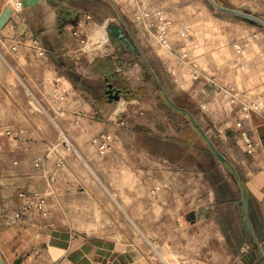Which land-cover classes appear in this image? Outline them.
I'll use <instances>...</instances> for the list:
<instances>
[{"label": "crops", "instance_id": "crops-1", "mask_svg": "<svg viewBox=\"0 0 264 264\" xmlns=\"http://www.w3.org/2000/svg\"><path fill=\"white\" fill-rule=\"evenodd\" d=\"M20 1L22 9L0 29L3 264H264V109L239 104L229 122L232 130L217 148L190 113L163 98L203 140L205 159L193 165L184 158L177 165L173 149L164 153L158 146H175L176 133L161 137L148 125L143 107L128 113L111 109L103 121L80 113L82 105L90 110L79 92L81 81L105 77L106 82L113 76L129 82L116 55H105L107 39L101 42L93 34L87 6L95 0ZM7 7L10 0H0V16ZM86 37L92 46L81 52ZM99 59L112 61L111 72H101L103 63L97 71ZM139 99L135 93L130 101L139 104ZM91 107L95 114L96 105ZM49 115L62 127L66 116L88 130L77 137L49 135ZM131 121L142 127L131 129ZM64 138L77 141L90 165L103 169L109 194L100 201L91 197L96 181L77 178L78 160ZM149 139L151 144L144 143ZM51 140L58 141L54 147L63 158L59 169L56 156L48 154ZM178 140L189 154L194 150L190 137ZM98 152L102 164L95 159ZM238 153L243 158L236 165ZM80 188L90 197L80 200ZM33 193L44 197L43 208L32 205L17 217L26 203L21 194Z\"/></svg>", "mask_w": 264, "mask_h": 264}, {"label": "rangeland", "instance_id": "rangeland-1", "mask_svg": "<svg viewBox=\"0 0 264 264\" xmlns=\"http://www.w3.org/2000/svg\"><path fill=\"white\" fill-rule=\"evenodd\" d=\"M73 3L83 6L82 2ZM87 7L92 13L90 21L95 24V38L101 42L103 37L107 39L105 55H116L117 65L129 73V82L111 76L112 82L131 91L110 104L104 97L105 77L81 81L79 92L90 104V110L86 105L79 107L81 114L89 112L95 117L93 120L103 121L108 119L111 109L128 113L135 105L143 107L148 125L155 127L161 137L177 135L175 146L173 142L158 145L162 151L172 153L173 149L177 165L183 164L184 158L196 165L206 157L203 140L194 127L189 128L184 115L174 113L163 98L190 113L216 147L222 141L221 136L232 130L229 122L239 104L259 101L264 105V25L245 16L251 14L262 19L264 0H95L88 2ZM119 34L129 38L133 49L123 43ZM162 39L169 45L165 47ZM162 88L164 93L160 91ZM135 93L141 98L139 104L130 101ZM91 104L97 107L95 114ZM67 110L72 114L71 107ZM63 119L62 127L49 115V135L58 131L77 137L88 130L86 124L72 123L66 116ZM138 123L126 124L135 130L142 127ZM187 136L194 146L190 154L185 151L184 142L178 140ZM51 141L54 145H49L48 154L53 152L56 156L55 166L59 169L63 158L54 147L58 141ZM63 143L78 160L77 178L96 181L91 197L100 201L109 194L103 169L90 165L77 141L64 138ZM144 143L151 144L152 140ZM241 158L243 155L238 153L233 162L238 165ZM95 159L102 164L100 152ZM78 193L80 200L90 197L81 188Z\"/></svg>", "mask_w": 264, "mask_h": 264}, {"label": "built area", "instance_id": "built-area-1", "mask_svg": "<svg viewBox=\"0 0 264 264\" xmlns=\"http://www.w3.org/2000/svg\"><path fill=\"white\" fill-rule=\"evenodd\" d=\"M10 5H11L10 9L12 10V14H13L14 12H18V11H20L22 9L23 3L20 0H10ZM76 34H78V33H76ZM161 41H162V44L165 47L169 45V43L167 42L166 39H162ZM81 43H82V48L80 49V51L81 52H86L92 46V39L89 38V37H86V38L81 40ZM245 107L254 108V109H264V105H262V102H259V101H255V102H253L250 105H245ZM107 139H109V138L107 137ZM248 144L250 145L249 142H248ZM104 149H105V146L103 144V145H101V150H104ZM60 164H62V162L59 163V165ZM21 196L23 198H26V203H24V205L22 206L21 212H19V214H17V217H20V215L26 209L28 210L32 205H34L38 209H42L43 206H44L45 199L39 193H33L31 195H26L25 197H24L23 194H21ZM31 199L35 201V204H32L30 202Z\"/></svg>", "mask_w": 264, "mask_h": 264}, {"label": "water", "instance_id": "water-1", "mask_svg": "<svg viewBox=\"0 0 264 264\" xmlns=\"http://www.w3.org/2000/svg\"><path fill=\"white\" fill-rule=\"evenodd\" d=\"M29 4H34L37 2V0H27ZM12 15V10L7 7L3 13L1 14L0 16V29L3 28V26L7 23V21L9 20V18L11 17ZM246 17L250 18V19H253L257 22H259L260 24L264 25V20L255 16V15H251V14H245ZM122 37L124 38V41L129 43L130 44V40L128 37H125L124 35H122ZM131 48L133 49V47L131 46ZM113 88V84L112 83H109L108 84V90L106 91V94L108 95V100L111 102V101H118L120 99V90L116 91L115 93L114 90L112 89ZM188 219L189 220H194V213H190L188 215ZM0 264H3L2 260L0 259Z\"/></svg>", "mask_w": 264, "mask_h": 264}, {"label": "trees", "instance_id": "trees-1", "mask_svg": "<svg viewBox=\"0 0 264 264\" xmlns=\"http://www.w3.org/2000/svg\"><path fill=\"white\" fill-rule=\"evenodd\" d=\"M62 14H64L65 10L62 9ZM262 19L264 20V16H262ZM110 33H111V38L113 39V41H116V36H115V33L110 30ZM96 66H97V71L99 70V67H100V63H103V67H102V71L101 72H111V70L113 69V63L110 59H104V60H96Z\"/></svg>", "mask_w": 264, "mask_h": 264}, {"label": "flooded vegetation", "instance_id": "flooded-vegetation-1", "mask_svg": "<svg viewBox=\"0 0 264 264\" xmlns=\"http://www.w3.org/2000/svg\"><path fill=\"white\" fill-rule=\"evenodd\" d=\"M119 37L124 40V38L122 37V34H119ZM109 83H112L113 84V88H112L114 90L113 93H115L118 90H120V92H119L120 96H123V95H125V94L128 93V90L127 89H125L124 87H122V86H120V85L112 82V80L109 79L108 81H106L105 88H104V97L106 98V100H108V95L106 94V91L108 90V84Z\"/></svg>", "mask_w": 264, "mask_h": 264}]
</instances>
